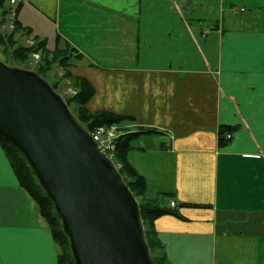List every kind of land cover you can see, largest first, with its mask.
Listing matches in <instances>:
<instances>
[{"label":"crops","instance_id":"1","mask_svg":"<svg viewBox=\"0 0 264 264\" xmlns=\"http://www.w3.org/2000/svg\"><path fill=\"white\" fill-rule=\"evenodd\" d=\"M8 5L0 27L75 52L69 69L96 89L87 107L144 132L127 154L147 198L174 208L152 225L167 264H264V0ZM220 131L232 133L223 144ZM61 253L0 146V264H60Z\"/></svg>","mask_w":264,"mask_h":264},{"label":"water","instance_id":"2","mask_svg":"<svg viewBox=\"0 0 264 264\" xmlns=\"http://www.w3.org/2000/svg\"><path fill=\"white\" fill-rule=\"evenodd\" d=\"M0 136L53 201L76 264H155L140 201L114 159L50 80L1 58Z\"/></svg>","mask_w":264,"mask_h":264},{"label":"trees","instance_id":"3","mask_svg":"<svg viewBox=\"0 0 264 264\" xmlns=\"http://www.w3.org/2000/svg\"><path fill=\"white\" fill-rule=\"evenodd\" d=\"M6 1L7 0H0V9H2V12L4 13L5 10L6 11L8 10V7H6V4H8V2ZM21 29H24L23 32L25 35L30 34V30H29L30 28L28 27L22 28L21 24L15 22L14 28L12 30L13 31L12 35L20 31ZM10 50L13 49H9L6 52L10 54L11 58H13L11 53L9 52ZM13 52L15 53L14 56L18 55L21 58H26V55L30 56L31 53L39 52L40 54L44 55V57L45 55H47L48 57L47 60L51 59L52 62H56L60 59V62L62 64L64 63L66 64V59H67V66L65 67L69 66L68 65L69 60L73 55V52L72 51L70 52V50L68 49L62 50L58 47L54 50L49 49L47 46V38H45L42 41L40 40V42L37 41L30 45L23 44L19 46L17 50H13ZM42 65L43 66L38 71L45 75L43 68H48V64L44 63ZM67 75H71V72L68 71ZM76 77L79 83V87H78V93L74 96V98L76 97V99L78 100L77 102H79L83 106V112H84L83 115H78V117L89 127L90 130H94L93 128H95V126H98L100 124L111 125L112 123H118L126 118L124 115L115 113L113 111L96 112L89 110L87 107V103L91 100L92 95L94 94V86L88 78L80 75ZM68 101L70 102V100ZM141 133L144 132L140 130H135V131H131L128 134L119 135L116 140V152L114 156L115 162L116 163L119 162L121 164L122 168L119 167L121 174L124 176V179L130 185L131 189L134 191L137 198H142L141 196L146 197V193L148 191L147 190L148 184L145 177L142 174H140L136 170V168L130 163L127 153L131 147L130 142L136 137H138ZM228 133L229 132L225 133V131H220L221 144L225 143V140L230 139L226 137ZM230 134L232 135V133ZM0 146H2V148L6 152V155L8 156L16 175L18 176L21 185L39 204L42 216L50 224L54 238L59 243L62 250L59 259L60 264H76L70 247V239L67 233L65 232V230L63 229L62 221L55 208V205L51 200V198L48 196L43 186L40 184L39 179L37 178L35 171L31 167V165L29 164L26 156L24 155L23 152H21V150H19L16 146L11 144L8 140L3 138L2 136H0ZM34 178L37 185H34ZM155 203L157 202L147 198L146 201L143 202L141 205L143 219L147 218L148 220H150L149 222L151 224H153V220L155 218L174 211L173 210L174 208L172 209L171 206L163 207L161 204L159 205ZM191 205L195 206L197 204H191ZM66 245L68 249H66ZM67 252L69 253L68 259L66 258Z\"/></svg>","mask_w":264,"mask_h":264},{"label":"rangeland","instance_id":"4","mask_svg":"<svg viewBox=\"0 0 264 264\" xmlns=\"http://www.w3.org/2000/svg\"><path fill=\"white\" fill-rule=\"evenodd\" d=\"M1 12H2V9H0V17L2 15ZM0 24H1V21H0ZM12 28H13V26H11L10 23H6L5 26L0 27V31H2V33H0V58L2 60L6 61L7 63L17 64V65H21V66L28 67V68H33L37 71L41 69V67L43 66L42 64L47 63L48 68H43V70L45 72V75L44 74L43 75L48 80H50V82L53 84L54 88L57 91H59L60 93H62L65 96L67 101L70 100V102L68 101V103L69 104L71 103L70 106H71L73 112L77 116L83 115V113H84L83 112V106L79 102H77L78 100L76 99V97L74 98V96L78 93L79 83H78V80L76 79L77 78L76 76H78V75L74 74V71L69 69L72 65L70 63H68L69 66L65 67V66H67V59H66V64L65 63L62 64L60 62V59L56 62H52L51 59L47 60L48 59L47 55H45V57H44V55L40 54L39 52L31 53L30 56L26 55V58H21L18 55L14 56L15 53L13 52V50H17V48L19 46H21L23 44L26 45L29 42H27V38L24 34L19 35L18 37L16 36V33L12 35V33H13ZM31 34H32V36H29V37H32V39L34 41L33 43H35L37 41L40 42V40H37V39H40V36H37V35L34 36L33 32H31ZM9 49H13V50L9 51L13 58H11L10 54L6 52ZM74 53L75 52H73V55H74ZM20 61H22V62H20ZM24 61H26V62H24ZM68 71L71 72V75H67ZM95 92H96V89L94 87V94L92 95L91 100L93 99ZM89 102L87 103V106H89ZM88 109H89V107H88ZM89 110H91V109H89ZM91 111H93V110H91ZM100 111H109V110H99L98 112H100ZM122 115H124L126 118L123 119L122 121L118 122V123H112L111 125L100 124L98 126H103L105 128V130L108 132H109V130L112 129V131L109 133L115 134V137L129 132L127 130V129H129L128 127L135 129L136 125L134 124V121H135L134 118L129 116V115H125V114H122ZM98 126H95V128H93V129L94 130L98 129L97 128ZM136 142L137 141H135L134 144ZM115 152H116V148H115V151L113 153V157L115 156ZM116 164L118 165V168L119 167L122 168L121 164L119 162ZM34 185H37L35 178H34ZM141 197L142 198H138V200L140 201V204L142 205V203L146 201L147 196L146 197L141 196ZM149 221L150 220H148L147 218L146 219L144 218L146 237L148 239L149 245L151 244L150 248H151L152 256L155 260V264H167L165 257H164V253H163L164 252L163 246L161 245V243L156 242L155 235L153 232L154 230L152 227L153 224H151ZM67 245H66V249H68ZM68 255H69V253L67 252L66 253L67 259H68Z\"/></svg>","mask_w":264,"mask_h":264},{"label":"built area","instance_id":"5","mask_svg":"<svg viewBox=\"0 0 264 264\" xmlns=\"http://www.w3.org/2000/svg\"><path fill=\"white\" fill-rule=\"evenodd\" d=\"M9 2V4L13 5V4H18L21 2V0H7ZM98 129L96 130H92V134L94 136V138L98 141L99 145L101 147H103V149L110 155L113 156V153L115 151L116 148V140L118 138L115 137V134H110L109 132L112 131L109 130L106 131L105 128L103 126H98ZM232 135L230 133L227 134V138H230ZM115 137V138H114ZM172 204L174 205L175 203L172 202Z\"/></svg>","mask_w":264,"mask_h":264}]
</instances>
